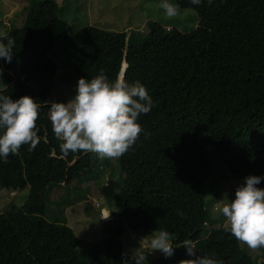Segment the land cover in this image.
<instances>
[{"label":"trees","instance_id":"trees-1","mask_svg":"<svg viewBox=\"0 0 264 264\" xmlns=\"http://www.w3.org/2000/svg\"><path fill=\"white\" fill-rule=\"evenodd\" d=\"M173 1L197 12L193 28L166 29L153 19L142 30L72 28L56 0H29L21 24L0 32L15 39L11 63L0 59V90L40 105L36 149L24 145L19 155L0 160V190L27 189L21 204L0 210V264H121L125 249L118 235L124 229L158 228L171 233L174 255L148 253V264L191 258L176 247L186 239L198 255L214 254L223 264H260L224 224L204 229L210 216L202 203L204 183L215 173L264 177V0ZM66 42L69 74L91 79L102 69L114 79L123 70L153 98L154 107L138 120L144 132L120 159L94 163L92 153L60 151L47 119L58 66L49 50ZM97 168L116 186L110 211L118 220L113 233L84 239L48 217L47 192L54 185L69 188L81 176L99 181ZM71 199L63 203L77 196ZM260 255L263 262L264 250Z\"/></svg>","mask_w":264,"mask_h":264},{"label":"clouds","instance_id":"clouds-1","mask_svg":"<svg viewBox=\"0 0 264 264\" xmlns=\"http://www.w3.org/2000/svg\"><path fill=\"white\" fill-rule=\"evenodd\" d=\"M199 5L201 0H191ZM212 3V0H208ZM164 15L173 19L180 15L178 4L161 0ZM6 41V42H5ZM15 39L7 34L0 36V59L11 63ZM0 66V81L3 78ZM75 95L67 102H47V119L51 130L61 143L64 156L69 153H92L100 160H117L127 154L141 133L138 123L141 115H147L154 107L153 98L139 80L129 82L121 70L110 79L101 69L91 79L81 77L74 88ZM0 90V160L7 162L9 155H19L22 146L33 151L40 143V105L28 95L13 99ZM264 177L250 175L245 182L236 186L234 199H228L217 207L225 220V229L240 243L251 250L264 248V188L257 187ZM14 190H8L13 194ZM112 211L102 210L100 219H108ZM183 217V212L177 210ZM206 223V222H205ZM138 248L125 251L121 264H148V253H162L165 258L174 255L173 237L163 228L138 239ZM176 247H184L189 259L177 264H223L214 254H197L199 251L191 239Z\"/></svg>","mask_w":264,"mask_h":264},{"label":"rangeland","instance_id":"rangeland-1","mask_svg":"<svg viewBox=\"0 0 264 264\" xmlns=\"http://www.w3.org/2000/svg\"><path fill=\"white\" fill-rule=\"evenodd\" d=\"M59 6L60 16L72 21V28L84 24L96 25L102 28L113 30L139 29L145 27V21L153 19L158 21L163 28L174 26L181 31L193 28L197 22V12L190 7H180V15L169 19L159 4L161 0H56ZM170 2L174 3L173 0ZM29 0H0V32L12 24L20 25L24 9L28 7ZM176 4V3H175ZM69 50L70 45L66 43H55L50 47L49 55L56 61L57 68L54 75V83L47 95V100H56L58 102H67L69 98L75 95L74 88L78 82V77L69 74ZM211 147H206L207 155L215 162V156L211 153ZM94 163L102 161L93 154ZM114 161V160H113ZM100 164H102L100 162ZM110 166L109 164H106ZM214 165V164H212ZM109 169V168H107ZM102 173L99 181L87 180L85 177H79L76 182L69 184V188L63 185H54L47 192V204L45 206L50 211L52 220L64 221L69 225L76 236L84 239H94L100 235L113 233L117 225V216L110 214L106 220L100 219L102 210H115L113 203V192L116 187L112 182L108 183L106 179H112L107 176V172L96 169ZM110 170V169H109ZM214 174V173H213ZM114 178V177H113ZM102 180V181H101ZM245 179L228 176L221 177L220 173H215L206 179L205 195L203 206L206 208L210 220L205 225V230L211 226L225 225V220L217 211V207L228 199H234L235 188L244 183ZM112 187V188H111ZM257 187L264 188V180ZM26 188L15 189L13 194L8 193V189L0 190V210L12 204L19 205L26 196ZM108 190H111L109 192ZM77 196V201H69L64 204L66 198ZM64 218V220H63ZM154 230L131 231L124 229L118 236L122 242L125 251L132 248H138V239L144 235H150ZM242 244V243H241ZM254 258L257 257L260 264L264 248L251 250L242 244ZM160 252H154L151 257ZM150 257V258H151ZM148 259V262L150 260Z\"/></svg>","mask_w":264,"mask_h":264},{"label":"water","instance_id":"water-1","mask_svg":"<svg viewBox=\"0 0 264 264\" xmlns=\"http://www.w3.org/2000/svg\"><path fill=\"white\" fill-rule=\"evenodd\" d=\"M124 51H125V50H124ZM124 65H125V63H124V62H122V63H121V68H122Z\"/></svg>","mask_w":264,"mask_h":264}]
</instances>
